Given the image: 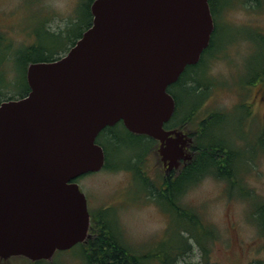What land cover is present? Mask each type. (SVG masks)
Segmentation results:
<instances>
[{"label":"water","instance_id":"95a60500","mask_svg":"<svg viewBox=\"0 0 264 264\" xmlns=\"http://www.w3.org/2000/svg\"><path fill=\"white\" fill-rule=\"evenodd\" d=\"M91 26L67 54L27 68L29 94L0 106V259L51 261L90 237L75 182L106 163L96 143L123 123L159 142L178 169L182 133L166 131L168 92L210 44L208 0H94ZM174 136V137H173Z\"/></svg>","mask_w":264,"mask_h":264},{"label":"rangeland","instance_id":"374dc122","mask_svg":"<svg viewBox=\"0 0 264 264\" xmlns=\"http://www.w3.org/2000/svg\"><path fill=\"white\" fill-rule=\"evenodd\" d=\"M235 1L240 5L244 0ZM81 2L82 0H0V34L6 33L8 24L14 26L17 32L34 28L41 43L49 46V41L51 40L52 44L54 38L44 36L43 31L48 30L59 38L58 43L52 46V51L58 52L66 43L62 40L68 39L65 38L67 30L78 17ZM239 5L237 8H240ZM237 8L226 14V17L223 15V23H231L233 29L222 27L217 41L222 45L235 31V45L239 51L242 52L243 49V58L246 43L242 37L247 30L246 35L251 37L250 29L255 31L257 25L264 26V5L257 7L247 4L241 7V10ZM71 47L72 44L67 42L66 50L57 56L65 55ZM247 55L245 68L247 67L248 75H252L264 59V38L258 40L253 52L248 51ZM26 59L24 54L18 63L14 64V72L20 77H23L27 69ZM230 60L231 54L230 50L227 52L226 43L224 48L218 51L209 68V80L214 87L209 93L212 96L197 110L196 119L206 118L212 112H224L230 105L228 83L237 82L239 78L232 79ZM235 60L240 62L239 52ZM11 76L15 75L11 73ZM241 121L239 115L231 118L227 123L231 124L226 130L227 137L232 136V140L242 137ZM232 123H236L238 129ZM116 133L118 141L107 156L111 169L90 173L77 180L80 190L87 198L89 212L91 215H97L99 211L110 209L109 218L112 217L115 222L114 224L111 220L116 236L120 242L124 241L136 250L143 249L146 252L157 248L166 249L169 244L176 243L178 231L193 230V224L185 219L179 220L170 232L171 213L163 209L155 199L157 190L163 184L165 173L158 149L148 150L150 141L132 138L121 127L116 129ZM147 150L143 163L137 165V156L143 155ZM253 160L254 164L248 161L236 170L234 185L225 179L207 177L188 189L180 200L182 206L198 213L203 222L217 233V238L210 245L211 264L264 263V238L259 229L260 220L257 221L256 211L257 207L264 203V153L255 154ZM138 166L142 174L138 171ZM116 167L118 169H115ZM151 189L155 191L154 198L150 196ZM185 256L186 262L182 260V264H202L201 252L197 247ZM28 261L24 258H12L7 261L0 259V264H30ZM50 262L84 264V254L75 246L68 251L57 252Z\"/></svg>","mask_w":264,"mask_h":264},{"label":"flooded vegetation","instance_id":"af4514ba","mask_svg":"<svg viewBox=\"0 0 264 264\" xmlns=\"http://www.w3.org/2000/svg\"><path fill=\"white\" fill-rule=\"evenodd\" d=\"M251 4L260 7L264 2L243 1L240 5L235 0H213L211 13L214 21V31L211 37L209 47L203 52L199 62L195 65L194 72L187 75L180 84L178 91L183 95L182 99V116L180 115L177 123L170 121L165 124L166 131H177L182 133V141L184 142L185 154L180 160L178 169H169L168 163L161 161L165 170L164 177H172L176 172L183 171L189 167L192 161L199 157L202 153L209 154L214 163H220L221 168L232 169L236 178V170L246 162L250 161L254 164V155L264 153V59L254 70L252 75H248L245 68L248 51L253 52V48L258 44V40L264 38V26L257 25L251 37L246 35V31L242 37L246 43V51L241 57L242 52L235 45V31L230 34L228 40L222 45L217 41L222 27L231 28L232 24H224L223 15L235 10L238 5L241 7ZM255 15V14H253ZM6 33L0 34V106L6 102L17 101L26 97L30 88L26 79V71L23 77L15 74L14 64L18 63L21 57H29L36 53L35 49L40 44V38H37L34 28H25L22 32H17L16 28L10 24L5 29ZM44 36L50 33L48 30L43 31ZM66 33V30H65ZM216 35V36H215ZM66 38V37H65ZM227 43V52L230 50V71L232 79L238 78V81L228 83V95L230 105L226 107L224 112H212L206 118L196 119V112L200 106L211 99L210 90L214 87L209 80V68L220 49L224 48ZM253 46V47H252ZM242 47V45H241ZM34 48V50H33ZM240 53V62L235 60V56ZM207 53V54H206ZM59 57V56H58ZM27 63V67L29 65ZM7 67L11 69L8 70ZM11 73L15 76L12 77ZM207 80H209L207 82ZM197 87L195 91V103L187 101V91L190 86ZM175 99V98H174ZM176 101V99H175ZM187 101V102H186ZM193 106L195 109L194 118L190 117L186 112V108ZM177 109V103H176ZM239 115L242 119L240 127L242 137L231 139L227 137V123L231 118ZM173 117V116H172ZM172 119V118H171ZM196 119V121H195ZM232 125L237 128L236 123ZM204 131V134H203ZM99 134L98 138L100 137ZM174 137V136H173ZM159 148V143L158 147ZM203 151V152H202ZM222 154L217 156V154ZM161 159V158H160ZM211 177V176H209ZM208 177V178H209ZM206 179V178H205ZM244 193V192H243ZM91 237V235H90Z\"/></svg>","mask_w":264,"mask_h":264},{"label":"trees","instance_id":"16d2710c","mask_svg":"<svg viewBox=\"0 0 264 264\" xmlns=\"http://www.w3.org/2000/svg\"><path fill=\"white\" fill-rule=\"evenodd\" d=\"M94 0H82L78 8V17L71 27L67 30L65 45L62 50L58 52L52 51V46L58 43L59 38L52 34L47 33L50 39L49 46L40 44L35 49L36 53L32 55V52L27 57V62H51L58 58V54L61 51L66 50L67 42L71 43L72 46L76 41L82 36L83 32L91 26L92 15L90 11L91 3ZM247 1H262V0H247ZM210 8H212L213 0H209ZM216 36V35H215ZM34 50V48H33ZM68 51V50H67ZM207 54V53H206ZM195 66L188 67L185 73L181 76L180 80L169 87L168 92L173 95L176 99L177 109L171 119V123H177L179 116L182 114V96L180 95L178 88L180 84L184 81V78L187 75H190L194 72ZM195 91L197 87L190 86L187 93V101L193 102V97H195ZM192 97V98H191ZM186 101V102H187ZM185 112L192 118H194V113L196 112L194 107L186 108ZM182 116V115H181ZM118 127L123 128L130 137L137 139H145L150 141V147L148 150H155L158 147V142L154 139H151L147 136H138L130 133L123 125L119 123L115 127L106 128L102 131L97 142L103 147L106 154V165L105 170H110V166L107 163V156L111 152V148L114 147V144L118 141V135L116 129ZM204 134V131H203ZM118 146L115 148L117 149ZM148 150L143 153L141 156H137L139 166L143 163L145 155ZM203 152V151H202ZM222 154H217L220 156ZM214 160L209 156V154L202 153L199 157H196L189 167L185 168L183 171L176 172L172 177H164L163 184L159 190L156 192V200L162 208L167 209L172 216V224L170 226V232L173 230V225H176L179 220L185 219L193 224V230H180L178 231V239L176 243L173 242L169 244L166 249L157 248L155 250L143 251V249H135L132 246L128 245L124 241L119 240V237L116 236L115 231L113 230L112 223L115 224L114 220L110 217V209H104L99 211L97 215H91L92 223L90 228L91 237L87 239L85 243L78 244L77 246L82 250L84 254V264H182L181 261L186 262V257L188 253L194 251V248L197 247L201 252V262L202 264H211L209 260L212 258V251L210 249L211 243L217 238V233L207 225L201 219V216L194 212V210L189 209L188 207L182 206L180 200L182 196L188 191V189L198 185L205 178L211 176L221 180H227L231 182L232 185L235 184V174L232 169H225L220 167V163H214ZM138 166V171L140 174V168ZM115 169H118L116 167ZM143 180H145L143 178ZM153 188V187H152ZM244 192V189H243ZM242 192V193H243ZM155 191L151 189L150 196L153 197ZM154 198V197H153ZM257 221L259 224V229L261 230L262 237L264 238V203L257 207ZM122 234V233H121ZM190 240H193L191 243ZM165 250L167 252H165ZM30 262V261H28ZM45 262V264H55L54 262L49 261H40V262H30V264H39ZM186 264H191L187 262ZM264 264V263H258Z\"/></svg>","mask_w":264,"mask_h":264}]
</instances>
